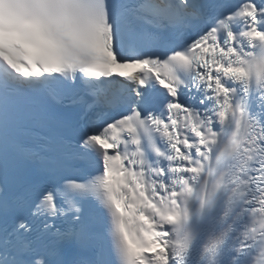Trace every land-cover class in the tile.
I'll return each mask as SVG.
<instances>
[{"label":"snow or ice","instance_id":"snow-or-ice-1","mask_svg":"<svg viewBox=\"0 0 264 264\" xmlns=\"http://www.w3.org/2000/svg\"><path fill=\"white\" fill-rule=\"evenodd\" d=\"M0 264H264V0H0Z\"/></svg>","mask_w":264,"mask_h":264}]
</instances>
